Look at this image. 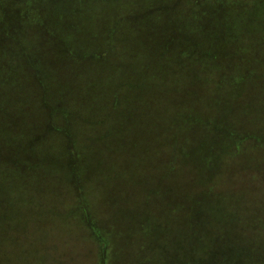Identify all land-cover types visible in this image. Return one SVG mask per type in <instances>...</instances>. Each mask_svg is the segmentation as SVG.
Wrapping results in <instances>:
<instances>
[{
    "label": "trees",
    "instance_id": "16d2710c",
    "mask_svg": "<svg viewBox=\"0 0 264 264\" xmlns=\"http://www.w3.org/2000/svg\"><path fill=\"white\" fill-rule=\"evenodd\" d=\"M24 1L19 19L25 32L48 30L43 0ZM64 2L56 15L53 7L51 19L69 43L64 62L51 65L57 77L22 62L21 72L5 68L0 79V91L17 84L21 92L17 117L9 114L10 95L3 105L5 133L13 138L4 149L7 157L0 158V239L9 245L3 264H16L10 259L21 239L38 237L44 244L70 234L83 236L94 256L108 264L121 249L122 264H156L151 255L170 251L156 240L168 238L179 216L175 249L181 258L206 246L212 251L207 264H264V91L258 86L264 80V0ZM7 17L2 22L14 19ZM83 25L93 38L76 45ZM109 28L119 39L113 48L98 34ZM9 39L17 57V39ZM95 40L102 51L87 50L91 55L81 62L87 56L83 45ZM115 50L128 54L126 63L88 62L111 58ZM12 57L6 53L5 62ZM124 71L129 74L117 84L114 73ZM235 81L240 84L232 86ZM52 83L57 91L47 94ZM167 94L176 95L182 113ZM142 104L148 111H140ZM216 113L223 121L215 120ZM146 117L150 128L136 138L145 137L149 147L126 148L122 140L130 141ZM151 142L165 148V157ZM126 154L130 164L116 175V156ZM139 167L174 180L176 198L166 202H179V211L149 207L143 184L154 183L155 176L141 179ZM134 189L139 198L129 194ZM171 213L175 219L167 223Z\"/></svg>",
    "mask_w": 264,
    "mask_h": 264
},
{
    "label": "rangeland",
    "instance_id": "374dc122",
    "mask_svg": "<svg viewBox=\"0 0 264 264\" xmlns=\"http://www.w3.org/2000/svg\"><path fill=\"white\" fill-rule=\"evenodd\" d=\"M24 0H17V4H15L13 2V0H1L0 1V79H3L4 73H5V68L6 69H11L14 70V74L17 75V71L21 72L17 66L21 67L24 66V64L22 62H28L29 64H34L35 66V72L37 71H43L44 68H46V70L48 71L49 75H53L54 77H57L56 71L52 70L51 65L54 67V64L56 62H64V59H66V56H64L63 51L67 50L68 51V46L69 43H67L63 37V34L59 31V29L54 25L55 21H52L51 19H53V7L56 5L58 9L54 10L55 11V15L60 12L63 9V3L64 0H43V6L45 7V9L43 10V12L41 13V15L46 19V22L48 26V30H46L45 32L40 31V32H36V33H32V32H25V29L23 27V25L21 24L22 21H20L19 16H22L25 14L24 12V8H25V1ZM67 6V5H66ZM6 9L7 12L4 11V8ZM8 15V19L10 18H14L12 20H10L9 22H5V20L2 22V19H4L3 17ZM17 15V17H16ZM17 19V20H16ZM96 21L99 18H95ZM16 20V22L14 23V29L10 28L11 27V23L10 22H14ZM48 20H51L53 23V26L48 24ZM105 26L106 28H108L109 26H111V23L109 21V23L104 20ZM97 27V26H96ZM25 32V33H24ZM9 34L8 37H6V35ZM100 36V39L105 42L104 45L105 47L109 48H113L115 46L116 43H114V39H116V41L118 42V37H114L116 33H112V31L110 30V28L106 31H101L98 33ZM65 36L67 38L72 39L73 36L71 33H66ZM14 37L17 39V57L15 55V51H14V47L11 45H8L5 42V39L10 40L9 38ZM26 37L30 38V40H27ZM92 37V34L87 30V25H83L81 30L78 32V36L74 38V43L76 42V45L80 44L81 42L88 40ZM102 42V43H103ZM103 44H101V42L99 41H91L88 42L86 44H84L83 49L86 50L84 55H87L86 57L84 56V58L82 59L81 62H86L88 59V55H91V52L87 51L90 50L93 52V54H98L100 51H102V46ZM21 46V47H20ZM19 47V48H18ZM77 49L79 48L78 46H76ZM82 48V47H81ZM80 50V48H79ZM120 50V49H119ZM12 52L13 57L10 58V60L8 62H5L4 60V55L6 53H10ZM90 53V54H89ZM126 56L128 57V54H126ZM125 54L124 55H117L116 50L114 52H112V56L111 58H106L102 61H88V62H112L113 63V67L116 65H120V63H126L123 62L126 59ZM22 57H26V59L23 61L21 58ZM80 63V62H79ZM58 69V68H56ZM90 70L89 67L84 68L81 72L83 77V85L86 83V76L88 75V71ZM126 71H124V74L121 75H117L116 73H114V76L117 78V84L120 83L122 81V79L124 78V76L128 75V73H126ZM26 74V73H25ZM22 77H24L22 75ZM53 77V78H54ZM55 79V78H54ZM236 80V79H235ZM238 80V79H237ZM23 81V79H22ZM128 82H125V85H127ZM22 84V83H21ZM117 84L112 87V88H116ZM240 83L238 81H235L234 85L232 86H238ZM29 86V85H28ZM58 85L56 84H49V89H47V94L49 93H53L54 91L56 92L57 89L55 90V88ZM258 86L260 87L261 90L264 91V80L258 83ZM123 87L124 86H120L118 87V93H122L123 91ZM127 88V86H125ZM230 88V86H228ZM1 89V88H0ZM3 91V90H2ZM2 91H0V158H3L5 155V150L8 147V144L12 142V136L11 135H7L5 133V120H4V111H5V107H3L4 103H6V99L7 97L10 95L11 100H12V106L13 108H11V110L9 111V114L11 117H17L16 116V111L17 110V115H18V109H17V99H16V93L19 94L21 92H17V84H15V86L11 89H5L3 92L7 93L6 97L2 96ZM26 91V90H25ZM34 95H39L41 96V92H35ZM174 96V98L170 101L173 102L172 104L174 105V108L176 109L177 113L180 114V112L182 113L184 109L183 105L181 102H179L177 100L176 95L173 94H167L166 97H171ZM5 98V99H4ZM35 101V100H34ZM112 101V98L110 97V101ZM162 101V100H161ZM112 103V102H111ZM110 103V106H112ZM140 111H148V107L144 104H142ZM198 110H200L199 115L201 113V108H199ZM127 111H130L129 108H127ZM85 112V111H84ZM162 112V111H161ZM215 120L221 122L222 116L220 113H216L215 114ZM147 117L146 119H144L143 124H141V126L139 127V131L136 130L135 133H131V140L127 141L124 137V140H122V144L126 147V148H131V145L133 144L135 149L134 151H141L144 148H148L149 145V140L146 141L145 137H141L140 140L136 138V136L139 133H147V130L150 128L149 127V123L147 122ZM160 126H156L155 129H153V127L151 126V128L153 129V132H157L156 130L158 128H160ZM147 129V130H146ZM160 131V130H159ZM111 134L114 136V130H110ZM155 134V133H154ZM151 141V140H150ZM121 143V141H120ZM152 142L150 143V148L153 147V149L160 151L161 153L164 154L167 153V151L165 150V148L159 146V144H155L152 145ZM160 147V148H159ZM170 150V147H169ZM128 151V155H129ZM127 154L126 155H121V156H116V160H117V164H118V169L116 171V175H118L120 172L123 171V168L125 167V164H130V158ZM7 156H5L6 158ZM165 157V156H164ZM164 157H160L159 160L163 161ZM143 159H139V161H142ZM0 161H3V159H0ZM138 161V162H139ZM4 161L0 162V167H4ZM136 173L137 174H141L143 175V177L141 179H145L146 180V176L150 173V170H146L145 167L141 168H137L136 169ZM159 172H154L151 171L150 176H155L154 178V183L152 182H144L143 186L144 188L149 191V207H159L166 210H173V209H178V211L181 208V204L179 202L175 203V202H166V198L168 196H171L172 198H176L177 193H175L174 190H176L175 186H174V180L172 179V182L166 181L165 179H163V177H161L159 175ZM178 178V177H177ZM119 184V183H118ZM121 185L119 184L120 188ZM143 191V190H142ZM146 191V192H147ZM152 192H155V194H153ZM130 195H137L135 189L133 192L129 193ZM146 195V194H145ZM143 196H144V192H143ZM159 197V198H158ZM170 197V198H171ZM139 198V197H138ZM155 199V201L153 202V200ZM170 211H165V214H167ZM171 217L169 219L163 220L168 222H173L175 219V215L174 213H171ZM180 217V216H179ZM179 217H177V220L175 224H173V226L170 229V235L168 236V238L164 237L162 240H156V243H158L160 241V245L165 247L166 245L168 246V248L170 249L169 252H163V251H157L156 256L151 255L150 259L154 260L156 264H182L181 260L183 261H187V264H207L211 258L210 256V252H212L211 250H209L206 246L204 247L205 250L201 251L198 249V251L202 252V253H197L194 254L193 257L189 258V259H183L179 256V253L176 252L175 246L178 245L177 242V234L179 232L180 229V223L182 222V218L179 219ZM165 218V216H164ZM166 219V218H165ZM171 220V221H170ZM162 222L161 219H158V226H160V223ZM161 238V237H158ZM40 238L38 237H27L24 240L21 239V241L19 242V245H21L19 247V249H17V254L16 251H13L12 254H14L13 256H11V254H8L6 257L11 256L14 257L15 259H10V260H15L16 264H37V261L40 262V264H108L109 261L105 260V258L100 260L96 257L97 256V252H94L96 256H94V253L91 251L90 247L88 246L87 241L84 239V237L82 236H77L76 235H69V236H61V237H52L49 239H43V243L42 240H39ZM84 240V245H83V240ZM46 240V241H45ZM8 241H15V240H9ZM12 245H15L17 242H9ZM164 243V244H163ZM8 243H5L3 241H1L0 239V264L4 263V257H3V253L6 252V250H8ZM92 244V243H91ZM32 245H33V249H32ZM37 246L40 247V254L37 255L38 251H37ZM18 247V246H17ZM22 248V249H21ZM93 248V247H92ZM117 248V247H116ZM21 249V250H20ZM94 249V248H93ZM96 250L99 252L98 247L96 248ZM124 250V251H123ZM121 249L120 251H116V259L114 261V264H122L121 262L123 261V256L126 255V251L125 249ZM209 250V251H208ZM102 252V251H101ZM197 252V251H196ZM7 253V252H6ZM104 253H102L103 255ZM18 258V259H17ZM35 258L36 261L33 259ZM6 259V258H5ZM113 264V263H110Z\"/></svg>",
    "mask_w": 264,
    "mask_h": 264
}]
</instances>
